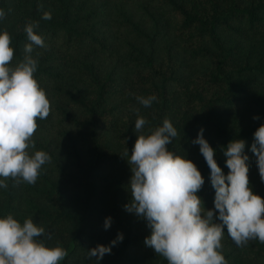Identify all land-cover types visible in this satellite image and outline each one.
Listing matches in <instances>:
<instances>
[{
	"label": "trees",
	"instance_id": "16d2710c",
	"mask_svg": "<svg viewBox=\"0 0 264 264\" xmlns=\"http://www.w3.org/2000/svg\"><path fill=\"white\" fill-rule=\"evenodd\" d=\"M0 9L13 66L30 43L25 25L38 22L46 48L33 46L31 55L51 105L29 149L47 152L51 162L34 185L6 181L0 218L11 214L21 224L31 218L43 227L38 239L69 253L61 264H97L88 251L111 246L118 234L123 240L100 264H168L145 245L147 221L125 209L132 199L127 160L138 135L165 119L178 133L168 150L191 160L204 177L198 196L206 210L214 209L215 190L192 143L201 129L225 175L223 148L246 142L252 190L264 198L250 150L264 125V0H0ZM45 12L51 20L42 19ZM151 95L157 97L151 107L137 100ZM141 116L148 123L136 133ZM222 245L228 264H264V243L238 247L226 226Z\"/></svg>",
	"mask_w": 264,
	"mask_h": 264
},
{
	"label": "clouds",
	"instance_id": "9594fccd",
	"mask_svg": "<svg viewBox=\"0 0 264 264\" xmlns=\"http://www.w3.org/2000/svg\"><path fill=\"white\" fill-rule=\"evenodd\" d=\"M5 18L6 12L0 9V20ZM42 19L51 20V12H45ZM38 27V22L25 25L30 43L25 45L24 59L15 66L12 37L6 30L0 32V188L3 189L8 188L9 178L17 184L34 185L42 166L51 162L45 151L29 152L35 148L37 121L47 119L51 111L46 91L35 78L38 61L31 55L33 46L46 48L44 39L36 34ZM137 100L144 107H151L157 97L139 96ZM147 123L144 117H138L135 132H142ZM177 135L167 119L150 134L138 135L127 160L132 173V199L125 209L147 221L151 235L145 239V245L168 264H228L221 251L225 226L238 247L253 240L264 243V198L252 190L246 142L236 139L223 148L229 169L225 175L215 159V149L204 137V129L192 141L199 145L215 190L214 209L206 210L198 196L205 184L201 171L191 160L168 150ZM250 150L257 157L259 176L264 182V125L255 131ZM128 154L126 150L124 156ZM215 219L222 223L214 222ZM111 224L109 217L105 229ZM44 235L45 229L31 218L22 224L11 214L0 218V264H61L68 251L47 247L38 239ZM123 238V234H118L111 246L98 245L89 250V258H96L100 264Z\"/></svg>",
	"mask_w": 264,
	"mask_h": 264
}]
</instances>
